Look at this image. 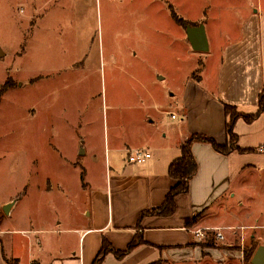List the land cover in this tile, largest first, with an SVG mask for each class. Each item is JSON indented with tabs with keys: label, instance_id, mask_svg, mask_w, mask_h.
<instances>
[{
	"label": "crops",
	"instance_id": "obj_1",
	"mask_svg": "<svg viewBox=\"0 0 264 264\" xmlns=\"http://www.w3.org/2000/svg\"><path fill=\"white\" fill-rule=\"evenodd\" d=\"M91 1L96 6L102 32L107 30L110 36L119 32L134 35L142 29L147 37L171 39L168 46L149 48L146 53L157 56L151 65L157 75L164 73L176 83L171 96L180 93L181 106L177 104L181 109L180 122L177 116L172 118L178 121L172 134L161 118L149 120L143 142L128 148L126 153L144 150L151 153V158L138 165L129 164L128 155L124 165L114 162L113 175L107 177L105 186H97L96 177L93 178L89 202L83 205L80 204L86 187L81 184L80 202L76 205L81 206L86 220L61 215L54 222L44 224L50 226L43 227L36 226L33 216L29 224L25 222L33 227L9 229L3 226L0 217V264H11L13 258L20 264V258L10 254L20 250L28 257V264H93L103 239L114 249L124 251L136 235L142 236L143 244L121 260L109 254L103 264H243L241 253L229 249L214 234L199 239L193 232L206 228L227 229L241 222L242 225H264V208L259 206L264 195V152H259L264 149V111L253 123L239 119L234 127L238 146L253 152L234 151L223 155L209 144L195 143L192 152L198 173L190 182L189 192L176 197L175 213L142 215L164 205L176 185L169 175V167L181 156V145L188 137L203 134L225 145L224 106L236 107L245 114L257 112L259 97L264 91V0H252L250 5L246 0H219L212 1L210 7L201 0H78L77 5L83 9L81 15L90 22L86 25L87 38L92 29ZM216 6L220 9L215 10ZM232 6H240V17L231 13ZM204 16L207 20H203ZM45 19V15L37 17L31 42L38 37L42 29L39 23ZM79 21L78 18L77 26ZM203 21L209 50L198 52L187 39L186 27L204 26ZM81 29L85 31V25ZM89 38L80 46L82 60L93 46ZM181 41L187 44V58L193 59V66L175 78L171 71L183 69ZM198 66L203 73L197 76L194 69ZM159 96V101L167 105L164 95ZM123 151L119 148L117 153ZM59 180L61 185L57 187L68 188L62 176ZM31 187V182L23 187L24 197ZM252 196H256L254 203ZM64 197L69 198V193ZM17 202L11 203L9 214L18 208ZM67 209H62V213ZM12 235L20 238L3 239ZM37 241L42 250H48L47 258L45 251L37 257L34 255Z\"/></svg>",
	"mask_w": 264,
	"mask_h": 264
},
{
	"label": "rangeland",
	"instance_id": "obj_2",
	"mask_svg": "<svg viewBox=\"0 0 264 264\" xmlns=\"http://www.w3.org/2000/svg\"><path fill=\"white\" fill-rule=\"evenodd\" d=\"M77 1L0 0V87L9 78L14 81L0 101V217L5 228L33 227L25 225L33 216L36 226L43 227L61 215L86 220L81 206L76 205L81 184L86 187L79 203L83 205L89 202L93 178L97 186H105L115 164L124 165L128 148L143 142L149 120L161 118L173 134L178 121L172 115L180 117V93L171 96L176 83L164 73L157 75L151 67L157 56L146 53L149 48L168 46L171 39L147 37L142 29L134 35L119 32L110 36L109 31L102 32L91 1L88 38L93 46L82 60L80 46L88 41L86 25L90 22L81 15L82 5ZM201 1L210 7L212 1L219 0ZM246 1L250 5L252 0ZM231 13L240 17V6H232ZM43 15L46 19L39 23L42 29L31 42L35 21ZM84 25L85 31L81 29ZM186 46L181 41L183 69L171 71L175 78L193 66ZM200 69L196 67L194 74L201 75ZM159 94L164 95L167 105L159 101ZM119 148L124 151L117 153ZM61 176L68 188L57 187ZM30 182L33 187L24 197L22 189ZM67 193L69 198L64 197ZM252 198L254 203L256 196ZM10 199L11 203L18 201V208L7 215L5 208L11 203L2 205ZM260 202L264 208V195ZM242 224L219 229L225 237L223 243L241 253L243 264H251L244 252L250 245L258 248L264 244V229L259 228L264 225ZM43 251L47 258L48 250H42L37 241L34 255ZM10 254L20 258V264H28L21 250ZM10 263L18 262L13 258Z\"/></svg>",
	"mask_w": 264,
	"mask_h": 264
},
{
	"label": "trees",
	"instance_id": "obj_3",
	"mask_svg": "<svg viewBox=\"0 0 264 264\" xmlns=\"http://www.w3.org/2000/svg\"><path fill=\"white\" fill-rule=\"evenodd\" d=\"M183 24V22H182ZM184 25V24H183ZM12 78L6 81V84L0 87V101L6 88L13 84ZM226 123V137L225 145H220L213 138L203 134H193L181 145V156L173 161L169 167V175L176 182V185L168 193L164 205L159 208L152 209L142 215V217L149 215L170 216L176 211V197L189 192L190 182L198 173V163L193 155L192 146L195 143H204L211 145L217 152L223 155H229L234 151L240 153H250L254 150H244L238 146V136L234 132V127L239 119H244L248 124L253 123L264 111V91L259 97V105L256 113L245 114L240 112L236 107L225 105ZM141 235H136L134 240L129 244L126 250L118 251L106 240L103 239L101 249L95 258L93 264H103L104 260L109 254H113L117 259L121 260L130 254L136 247L143 244ZM256 247L250 245L246 248L244 254L247 260H252L255 254ZM37 264V263H33Z\"/></svg>",
	"mask_w": 264,
	"mask_h": 264
},
{
	"label": "water",
	"instance_id": "obj_4",
	"mask_svg": "<svg viewBox=\"0 0 264 264\" xmlns=\"http://www.w3.org/2000/svg\"><path fill=\"white\" fill-rule=\"evenodd\" d=\"M186 33L187 39L194 51L206 52L209 50L206 31L203 25H200L199 27L187 26ZM11 206L12 205L9 204L5 208L6 214H9ZM251 264H264V245H261L257 248L251 260Z\"/></svg>",
	"mask_w": 264,
	"mask_h": 264
},
{
	"label": "built area",
	"instance_id": "obj_5",
	"mask_svg": "<svg viewBox=\"0 0 264 264\" xmlns=\"http://www.w3.org/2000/svg\"><path fill=\"white\" fill-rule=\"evenodd\" d=\"M173 119H176L177 117L172 115ZM259 152H264V149L261 148L259 150ZM151 153L144 151V150H135V151H131L129 152L128 156H127V162L129 164H143L145 163L147 160H149L151 158ZM212 231H216V233H211ZM193 234L199 238V239H204L205 237H207L209 234H214L216 239L219 240L220 242H223L225 240V237L223 235V233L221 232V229L219 228H214V229H210V228H206V229H202V230H197L194 231Z\"/></svg>",
	"mask_w": 264,
	"mask_h": 264
}]
</instances>
